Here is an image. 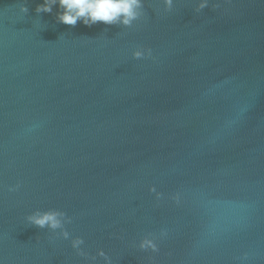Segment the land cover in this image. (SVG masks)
Masks as SVG:
<instances>
[{
  "label": "water",
  "instance_id": "water-1",
  "mask_svg": "<svg viewBox=\"0 0 264 264\" xmlns=\"http://www.w3.org/2000/svg\"><path fill=\"white\" fill-rule=\"evenodd\" d=\"M19 2L0 0V261L105 264L25 221L57 208L110 264H264V0H143L130 27Z\"/></svg>",
  "mask_w": 264,
  "mask_h": 264
},
{
  "label": "clouds",
  "instance_id": "clouds-1",
  "mask_svg": "<svg viewBox=\"0 0 264 264\" xmlns=\"http://www.w3.org/2000/svg\"><path fill=\"white\" fill-rule=\"evenodd\" d=\"M164 12H170L176 7L177 0H159ZM27 0H20L19 10L21 13L27 12ZM189 3L194 14H200L204 9L216 8L217 4L212 0H189ZM56 4L60 11L57 13L56 19L59 23L66 25H75L79 20L85 25L102 22L105 25L120 24L125 27H130L141 15L140 11L143 8V0H43L37 4L35 11L51 12L52 5ZM152 50L145 45H137L131 50L133 59H142L151 56ZM18 185L8 187V191H15ZM148 191L154 193L157 198L161 196L155 186L149 185ZM172 199H177L174 195ZM25 221L38 228H47L54 236H58L67 240L70 247L81 256L87 257L90 262H95L96 257H102L105 264H110V259L103 249H97L95 255L88 256L82 250L81 245L84 240L81 236L71 235L65 229V225L71 222V217L57 208H49L46 210L35 209L25 216ZM59 230V231H57ZM140 250L155 253L158 251L155 237L149 233L141 236L134 244ZM0 264H3L0 261Z\"/></svg>",
  "mask_w": 264,
  "mask_h": 264
}]
</instances>
